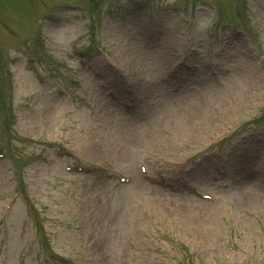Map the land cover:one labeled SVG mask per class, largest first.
Listing matches in <instances>:
<instances>
[{"label":"rangeland","instance_id":"374dc122","mask_svg":"<svg viewBox=\"0 0 264 264\" xmlns=\"http://www.w3.org/2000/svg\"><path fill=\"white\" fill-rule=\"evenodd\" d=\"M62 2L80 3L88 11L58 7ZM167 2L181 10L168 8ZM210 2L219 12L198 0H0V83L3 69L13 75L11 95L4 93L7 108L0 105V149L12 148L22 161L29 155L42 156L22 169L32 205L18 199L4 219L2 210L17 180L11 163L0 160V264H33L50 249L82 264H110L111 259L117 264H127L122 260L128 259L137 264H146V259L150 264H264V195H257L254 186L258 170L264 187V128L254 123L264 119V73L257 57L258 49L264 54V0H251L247 12L241 10L247 0ZM45 14L47 19L42 18ZM224 19L242 24L251 36L258 31L257 37L249 39L236 29L220 32L226 27ZM87 38L101 47L96 52L100 59L81 63L71 55L68 42L80 46L89 42ZM159 54L168 69L163 83L157 76ZM12 55L21 60L12 64ZM27 60L47 79L44 84L33 80L32 86H22V64ZM145 62L150 69L143 73ZM120 66L131 75L116 68ZM125 76L129 90L132 81L136 87V95H127L129 102L139 109L149 105L154 114L141 119L134 139L122 147L114 127L111 134L100 122L112 125L121 120L124 94L118 79ZM163 86L175 97L167 106L155 96ZM57 87L64 90L62 96L56 94ZM110 89L118 95L116 103L109 101ZM88 101L95 110L78 107ZM181 106L179 113L163 118L170 108ZM8 110L17 115L10 136ZM252 119L256 120L249 122ZM150 126L155 128L145 136ZM246 126L251 131L244 132ZM234 128L241 129L240 135L218 152L227 155L225 165L235 179L250 184L253 193L215 192L222 188H214L208 176L214 162L209 156L203 159L204 152L221 145ZM255 141L261 142L259 151L252 149ZM50 143L56 145L50 148ZM240 146V151L231 152ZM68 149L76 158L61 153ZM151 151L167 163L169 181L217 194L216 203L186 200L211 214L199 213L204 226L195 231L176 222L181 210L174 207V198H165V191L153 187V193H146L133 182L116 185L98 167L88 173L63 167L77 159L76 164L134 172L142 155ZM189 160L186 171L171 170ZM147 213L148 233L133 220ZM38 214L41 225L36 223ZM181 214L188 220V210ZM118 230L123 231L121 243L115 241ZM133 237L129 246L127 240Z\"/></svg>","mask_w":264,"mask_h":264},{"label":"bare ground","instance_id":"6f19581e","mask_svg":"<svg viewBox=\"0 0 264 264\" xmlns=\"http://www.w3.org/2000/svg\"><path fill=\"white\" fill-rule=\"evenodd\" d=\"M145 69H142L143 70V73L144 72H146L145 70H148L149 71V69H150V63H147V62H145V67H144ZM24 78L22 79V86H24V87H30V86H32V83H33V80H32V77H30L29 76V74L27 73V72H25L24 73ZM137 127V126H136ZM119 131L121 130V128L119 127V129H118ZM127 131L129 132L128 134H127V136L129 137V136H131V137H129L130 139H134L133 138V136H135L136 135V129H135V127H132V126H129L128 128H127ZM132 140H131V142H132ZM246 190H241V189H238V190H235V191H233V193H243V192H245ZM183 207H185V206H182V205H179L178 206V208H183ZM184 221V220H183ZM190 226V225H192V226H194L195 227V231H196V229H198V228H200V227H202V226H204L205 225V221L204 220H201V219H199V216H198V213L196 212V209L194 208V211H193V213H191L190 212V214H189V220H188V222H186L185 223V226Z\"/></svg>","mask_w":264,"mask_h":264}]
</instances>
